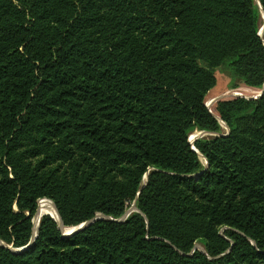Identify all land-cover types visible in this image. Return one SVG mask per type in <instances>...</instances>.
<instances>
[{"label": "trees", "instance_id": "16d2710c", "mask_svg": "<svg viewBox=\"0 0 264 264\" xmlns=\"http://www.w3.org/2000/svg\"><path fill=\"white\" fill-rule=\"evenodd\" d=\"M263 16L264 0H0V264H264ZM218 70L258 93L209 108ZM40 199L63 229L44 214L15 253ZM97 214L115 220L63 235Z\"/></svg>", "mask_w": 264, "mask_h": 264}, {"label": "rangeland", "instance_id": "374dc122", "mask_svg": "<svg viewBox=\"0 0 264 264\" xmlns=\"http://www.w3.org/2000/svg\"><path fill=\"white\" fill-rule=\"evenodd\" d=\"M217 77H218V87H220V88H216L215 90L210 91V93L207 95L206 104L209 108H211V105L214 104V102L217 100V98H229L230 96H240V95L241 96H254L258 93L257 89L248 88V87L244 86L240 79H236V78L231 79L228 76V74L222 70L217 71ZM231 83L235 84L236 88H232ZM226 89H228V91H225ZM235 90H237V91H235ZM198 134L199 133L194 132L192 134L191 138L193 137V140H194V138H196L198 136ZM43 200L44 201H42V204L47 202L46 201L47 199H43ZM40 204L41 203L38 204L39 205L38 208L40 207ZM45 213H49L55 217L54 213H51L48 211H46V212L45 211H43V212L39 211V214H45ZM70 230L71 229H67L66 231L68 232Z\"/></svg>", "mask_w": 264, "mask_h": 264}, {"label": "water", "instance_id": "95a60500", "mask_svg": "<svg viewBox=\"0 0 264 264\" xmlns=\"http://www.w3.org/2000/svg\"><path fill=\"white\" fill-rule=\"evenodd\" d=\"M257 1V0H256ZM263 30H264V16H263V24H262V28H261V31H260V34L262 35L263 33ZM264 92V86L263 88L261 89V91L258 93V95L262 94ZM220 99V98H217V100ZM199 134H202V135H206V133L204 132H200ZM198 134V135H199ZM145 178H146V175H145ZM52 202V201H51ZM53 203V202H52ZM53 206H54V210H55V213H56V218L49 214V213H45V214H48L50 215L52 218H54L57 222H58V226L60 229H63V225H62V222L60 221V218H59V215H58V212H57V208L55 207L54 203H53ZM136 210V207L135 205H132L126 212L125 214L120 218V219H117L116 221H121L127 214H129L131 211H134ZM44 215V214H39V208L37 209L33 219H32V223H33V234H32V238H31V241L29 244H27L26 246L22 247V248H19V249H12L10 248L9 246H7L9 249H11L13 252L15 253H22L24 252L29 246H31V244L33 243L34 239L36 238L37 236V229H38V224H39V221H40V218L41 216ZM96 220H115L111 217H108V216H105L103 214H97L95 217L89 219L88 221H85L75 227H73L70 231L66 232V233H63L64 236H71L81 230H83L85 227H87L88 225H90L91 223H93L94 221ZM0 245L1 246H6L1 240H0ZM199 246H195V248H198Z\"/></svg>", "mask_w": 264, "mask_h": 264}, {"label": "bare ground", "instance_id": "6f19581e", "mask_svg": "<svg viewBox=\"0 0 264 264\" xmlns=\"http://www.w3.org/2000/svg\"><path fill=\"white\" fill-rule=\"evenodd\" d=\"M190 140L192 141L193 140V137ZM42 201H44V200L41 199L39 201V203H41L40 204V207H39V211H41V212L48 211V212L54 213L55 214V218H56V213H55V210H54L53 203L50 200H46L47 202H45V203L42 204Z\"/></svg>", "mask_w": 264, "mask_h": 264}, {"label": "built area", "instance_id": "2783aa9c", "mask_svg": "<svg viewBox=\"0 0 264 264\" xmlns=\"http://www.w3.org/2000/svg\"><path fill=\"white\" fill-rule=\"evenodd\" d=\"M235 91H237V90H235ZM240 96H241V95H240ZM189 141L192 142L190 139H189ZM40 200H41V199H40ZM40 200H39V201H40ZM47 200H48V199H47ZM39 201H38V204H39ZM38 206H39V205H38Z\"/></svg>", "mask_w": 264, "mask_h": 264}]
</instances>
